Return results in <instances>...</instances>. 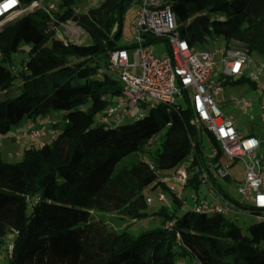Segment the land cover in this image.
<instances>
[{"label":"trees","instance_id":"trees-1","mask_svg":"<svg viewBox=\"0 0 264 264\" xmlns=\"http://www.w3.org/2000/svg\"><path fill=\"white\" fill-rule=\"evenodd\" d=\"M20 1L25 5L34 0ZM125 1L103 0L86 12L74 13L70 6L74 0H64L61 5L68 7L55 12L53 19L36 10L0 28V136L23 117L33 123L53 109L65 111V123L52 124L56 135L49 142L24 148L19 161L4 160L0 153V253L7 252L6 264H177L185 257L197 264H264V218H259L263 213L231 200L225 191L223 199L257 215L248 235L223 214L181 207L176 192L169 193L172 203L161 202L157 210V218L163 216L161 226L153 230L133 235L103 224L78 225L92 208L126 205L130 219L148 215L144 190L161 185L170 191L160 173L176 169L185 158L189 177L184 187L197 191L206 182L200 178L203 170L213 179L200 139H194L192 124L198 133L199 123L187 99L169 112L156 107L141 116L133 114L130 122L94 123V116L121 90L107 65L109 51L121 48L114 41ZM167 1L179 36L190 47L206 49L210 41L223 37L226 47L245 45L249 54L264 57V0ZM67 19L87 42L64 43L57 36L56 28ZM22 41L63 68L36 72L26 67L15 72L13 64L5 66ZM200 126L218 148L213 134ZM161 131L159 146L148 151L151 160H145L141 153ZM218 154L211 159L215 168ZM167 220L171 226H165Z\"/></svg>","mask_w":264,"mask_h":264},{"label":"built area","instance_id":"built-area-1","mask_svg":"<svg viewBox=\"0 0 264 264\" xmlns=\"http://www.w3.org/2000/svg\"><path fill=\"white\" fill-rule=\"evenodd\" d=\"M95 1L98 4L103 0ZM87 9L89 7L74 8L73 11L81 13ZM36 10L43 11L53 19L58 8L53 3L45 6L42 0H34L25 5L20 0H0V26L17 16ZM132 27L133 45L109 51L107 70L119 80L121 90L101 110L97 121L105 125H115L131 117L136 109L139 111L135 116H141L143 109L147 107H162L164 111L169 112L179 103L178 98L183 96L193 109L195 122L213 134L225 155L229 159L243 160L245 166L243 179L237 187L241 197L239 202L259 209L263 213L259 218H264V159L258 158L259 139L253 135L240 134L231 119L221 110L219 105L221 100L218 98L225 82L222 80L224 77L241 76L243 68L250 67L252 61L247 47L230 43L218 59L220 71L215 73V55L218 51L190 47L177 32L176 17L167 0H139ZM56 33L64 43L81 42L79 37L81 30L72 19L61 22L56 28ZM154 38L165 42L164 54L156 53ZM20 68L25 69L26 63H22ZM260 75L261 73L257 72L252 78L256 81ZM261 89L264 91V85H261ZM231 100L245 108L251 107V102L245 98L232 97ZM80 108L84 110L83 106ZM50 132L54 138L55 129H51ZM18 135L22 141H32L38 139L41 132L32 122H27L20 128ZM216 154L217 151L213 150V155ZM215 169L218 176L224 178L229 176L227 166L218 164ZM188 177L189 173L185 166L179 165L172 174H168L162 180H173L185 185ZM214 177L215 174L213 179ZM200 178L206 182L210 181L205 170ZM157 200L167 203L163 192L157 195ZM225 201L226 203H222L218 198L207 200L193 196L194 204L191 209L195 212L223 215L242 211L241 206L231 200ZM147 202L150 203L151 198H147ZM181 207H185V204ZM171 225V220L165 224L166 227ZM177 264L185 262L180 260Z\"/></svg>","mask_w":264,"mask_h":264},{"label":"rangeland","instance_id":"rangeland-1","mask_svg":"<svg viewBox=\"0 0 264 264\" xmlns=\"http://www.w3.org/2000/svg\"><path fill=\"white\" fill-rule=\"evenodd\" d=\"M138 1L139 0H126L124 3V8L121 14V28L120 33L115 39V45L118 47H126L129 48L133 45V34L134 30L132 27V22L135 17V12L138 8ZM64 2V0H42V4L47 6L50 3H53L58 10L62 8L68 7L67 4L61 5ZM100 3V2H99ZM97 4L95 0H74L70 4L72 6V9H82L84 7H90L92 5ZM12 20V19H11ZM81 43L87 42V37H85L84 34H79ZM165 42L161 40L155 41V47H156V53L159 55L164 54L166 51L163 49L165 47ZM226 48V41L223 39V37H217L213 41H210L206 49L210 51L217 50L218 53L215 55V58H220ZM32 52V54H31ZM35 54V55H34ZM250 59L252 63L250 64L249 68L244 67L243 68V76L248 78L244 79L242 82L233 81L230 77H224L222 79V76L220 77L222 80L226 81L223 84L222 90L219 92L218 98L222 100L224 103H220V108L228 117L233 121V123L237 126L239 133L248 136L253 135L259 139V148H258V158L264 159V91L261 89V85H264V57L259 55L256 52H253L250 54ZM26 61L27 66L33 68L36 72H47L49 70H53L56 68L62 69L63 65L61 63H58L54 60H52L49 56L46 54H43L41 52H38L36 54L35 51H32L31 46L26 42H20L18 46V50L16 52H13L11 55V61L10 62H4L5 66H9L10 64H13L16 69L15 72L19 70V66L22 61ZM218 70H220V66H216ZM260 72L261 75L258 80H254L252 77L257 73ZM111 77L118 80L116 76L111 74ZM119 81V80H118ZM121 84V83H119ZM245 98L248 101L251 102L250 108H245L242 105L235 104L231 98ZM178 101L185 105L186 100L183 96L178 98ZM149 107L143 109L144 112L149 111ZM139 109H136L134 111V115L136 112H138ZM65 111L62 109H53L52 112L48 116H42L41 121L42 123H45L49 127V133L52 128V124L55 122L57 123V126H62L65 123V119L63 118ZM162 112H157V114H160ZM51 115V116H50ZM99 115V114H98ZM98 115L94 116V123L97 122ZM26 119V117H23L18 124L22 122V120ZM47 119L48 122L46 121ZM132 121V118H126L124 122H130ZM17 125L11 126L10 130L5 134H10L13 130H16ZM198 126V133L197 137L200 139V148L202 151L203 161L205 166H208V170L215 174V177L213 179L210 178L209 182H201L199 184V189L196 191L194 188L191 187H184L182 184H179L173 180H167L164 181L162 178L167 177L168 174H172L174 172V168L166 169L161 171V180L165 182L167 187L170 189L162 188L161 185H157L155 188L151 189L150 187H147L144 190V194L146 197L151 198V202L147 204L145 211L148 213L146 216H141L136 219H130L127 216L126 212V205H123L117 209L112 210H105V209H88L87 210V218L85 221L80 222L78 225L80 226H92L95 224H103L109 229H114L116 231L121 230H127L129 233L133 235H138L144 231L153 230L159 226H161V220L163 218L162 215H160V218H156L155 216L158 215L157 210L161 207V202L157 200V195L160 192H163L166 196L167 202L172 203L170 199L169 193L173 194V192H176V195L182 198V201H180V205H187L188 207H192L193 202V196H198L199 198H204L207 200H211L213 198V195L209 193V188L211 185H215L216 188H221L220 192L225 191L229 198L233 201H241V197L237 192V187L239 186L240 182L243 179V173H244V162L241 158H232L229 159L225 152L222 149V146L220 143H218V148L216 144L211 140L209 135L201 129V126L197 124ZM48 137L44 139H36L34 146L38 147L41 146L45 142H49L52 137L49 135ZM163 135V131L159 133V138L152 141L149 146L145 148V152L141 153V156H145V160L150 161V157L148 155L149 152H153L160 144L162 138L160 136ZM219 149V150H218ZM20 150H23L22 147H19V149L16 150V153L12 152L7 155L3 154V159L14 162L19 161L22 157V152ZM213 150H216L219 154L217 156L218 162L217 164H221L222 166H227L229 171V176L227 177H220L216 174L215 166L211 165V159H213ZM19 154H18V153ZM187 163V158L183 159L181 164L185 165ZM213 185V186H214ZM217 198V197H214ZM218 199L222 203H226V199H223L221 196H218ZM214 200V199H213ZM170 201V202H169ZM165 204V203H163ZM31 210L30 207L27 208V212L29 213ZM182 213V209L178 211V214ZM225 217L237 224L242 232L246 235H248V227L255 222L258 221V217L256 214L251 213L249 211H239V212H229L225 215ZM167 220L166 222H168ZM7 261V252L3 249L0 253V264H6ZM185 264H197L195 262H192L188 257L184 258Z\"/></svg>","mask_w":264,"mask_h":264},{"label":"crops","instance_id":"crops-1","mask_svg":"<svg viewBox=\"0 0 264 264\" xmlns=\"http://www.w3.org/2000/svg\"><path fill=\"white\" fill-rule=\"evenodd\" d=\"M216 59V66H220L219 63H218V58H215ZM220 70H218L217 68H214V72L215 73H218ZM220 98V97H219ZM221 99V98H220ZM222 103H224L222 100H221ZM51 116V115H50ZM48 120L50 119H47L46 121L48 122ZM31 120H29L28 118L22 120V122L20 124H18L16 130H13L10 134L8 135H3V136H0V153L3 157V154H7L9 155L11 152L12 154L15 152L16 153V150L19 149V147H22L23 150L24 148L28 147L29 145L31 144H35V141L36 139L34 140H27V141H22L20 138H19V135H18V132L20 130L21 127H23L27 122H29ZM232 121V120H231ZM233 122V121H232ZM234 124V123H233ZM33 125L35 128L39 129L40 132H41V135L40 137L38 138V140L40 139H44L46 137H48V131H49V127L47 124L45 123H42L41 121V118L37 121V122H33ZM235 125V124H234ZM236 129L238 130L237 126L235 125ZM239 131V130H238ZM49 135H51V132L49 133ZM46 143V142H45ZM23 150H20L23 151ZM19 152V153H20ZM18 153V152H17ZM18 153V154H19ZM191 159V158H189ZM181 165V164H180ZM183 165V164H182ZM214 185V184H213ZM211 185V187L209 188V193H211L213 195V198L211 200H215L218 198V196H221L222 197V193L220 192L221 188H216L215 185L213 186ZM219 189V191L217 190ZM214 197H217V198H214ZM205 198V197H204ZM223 198V197H222ZM169 204V203H168ZM157 218V215L155 216Z\"/></svg>","mask_w":264,"mask_h":264},{"label":"water","instance_id":"water-1","mask_svg":"<svg viewBox=\"0 0 264 264\" xmlns=\"http://www.w3.org/2000/svg\"><path fill=\"white\" fill-rule=\"evenodd\" d=\"M3 26L4 25L0 26V28L3 27ZM120 28H121V25H120ZM192 125H193V135H194V139L197 142L198 141V137H197V132H196V123H193Z\"/></svg>","mask_w":264,"mask_h":264}]
</instances>
